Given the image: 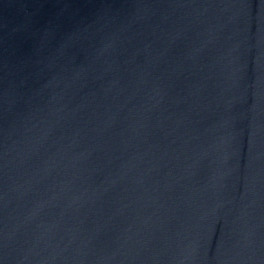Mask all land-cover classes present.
<instances>
[{"label":"water","instance_id":"water-1","mask_svg":"<svg viewBox=\"0 0 264 264\" xmlns=\"http://www.w3.org/2000/svg\"><path fill=\"white\" fill-rule=\"evenodd\" d=\"M0 264H264V0H0Z\"/></svg>","mask_w":264,"mask_h":264}]
</instances>
